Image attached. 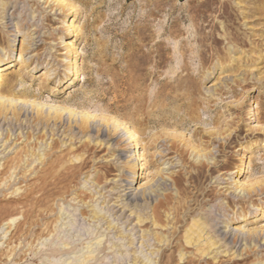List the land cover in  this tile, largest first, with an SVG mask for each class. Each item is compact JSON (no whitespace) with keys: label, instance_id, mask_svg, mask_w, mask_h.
Wrapping results in <instances>:
<instances>
[{"label":"rangeland","instance_id":"1","mask_svg":"<svg viewBox=\"0 0 264 264\" xmlns=\"http://www.w3.org/2000/svg\"><path fill=\"white\" fill-rule=\"evenodd\" d=\"M1 57L18 79L14 94L0 85V264H76L89 246V264H156L173 239L180 264L201 253L185 242L199 219L216 241L208 264H264V0H0ZM175 138L187 171L199 141L216 157L177 232L153 223L158 201L179 197L183 162L159 155Z\"/></svg>","mask_w":264,"mask_h":264},{"label":"bare ground","instance_id":"2","mask_svg":"<svg viewBox=\"0 0 264 264\" xmlns=\"http://www.w3.org/2000/svg\"><path fill=\"white\" fill-rule=\"evenodd\" d=\"M72 25V24H71ZM74 28V27H73ZM34 39V38H33ZM35 45L34 41L33 42H30L29 43V48H32L33 46ZM28 48V47H26ZM26 50V49H25ZM21 55H23V58L27 55L23 53V50L20 52ZM31 57V56H30ZM9 58V57H8ZM32 58H26L24 59V62L25 61H29L31 60ZM10 64V65H9ZM8 65V66H7ZM12 64L10 63V60L8 62L5 61L4 57H1L0 58V85H3L4 86V89L2 88V91L4 92H7V94H10V93H13L14 94V90H15V87H16V84H15V80L17 78V74H12L11 76H8V75H4L2 73V71L4 70V66H7V67H10ZM32 66V65H31ZM29 70H33V67ZM24 75V74H23ZM21 76V74H20ZM18 79V78H17ZM2 86V87H3ZM20 90V89H19ZM23 90V89H22ZM19 92V91H18ZM17 92V93H18ZM20 95L21 93H23V91L19 92ZM32 95V94H31ZM27 96V95H26ZM15 99V98H14ZM8 99L6 98L5 94H1L0 93V106H4V104L8 103ZM52 111L56 114H58L59 112H61V109L58 108V107H52ZM87 115H84V120L82 122V126L81 128L82 129H85L86 127V124H87ZM165 119V118H164ZM170 120V118H169ZM176 120V118H175ZM218 120V119H217ZM183 121V120H182ZM158 122V121H157ZM162 122V120H161ZM163 122H166V120H163ZM169 122V121H168ZM178 121H176L177 123ZM188 122V121H187ZM216 122V121H215ZM180 124V122H179ZM181 126H184L182 125L181 123ZM242 125H239L236 132L235 133H231L230 136H231V139H230V142H227V143H222L220 144V146L222 147V149H219V152L220 153H223L225 150H227L228 148H233L232 144L233 143H236V142H232V138H235L236 139L240 138V136L242 135V132H243V128H241ZM19 130V129H18ZM130 130V129H129ZM132 130V129H131ZM13 131V128H9V133H11ZM55 132V131H54ZM237 133H239L237 135ZM196 134H199L198 130L196 131ZM149 136V135H148ZM12 137V135L9 136V139L10 140ZM131 141H133L135 139V132L130 134L129 135ZM202 137V136H201ZM150 141H156V138H154L153 136H150L149 137ZM177 138V137H176ZM173 139L171 141V144L169 146H167V150L168 152L167 153H164L163 151H160L159 155L161 157H167L170 155L169 158H173V156H171L173 153H177V156L180 157V159L182 160L183 162V168L182 170H185V171H180L178 172L176 175H174L172 177V180L174 182V185L176 186L177 188V191H178V194H179V197L178 199L176 200L175 196L173 193H167L163 199H160L158 201V203L153 207V223L156 224V225H160L162 227H167L169 224H172V228L175 229V231L177 232V230H181L183 227H184V224L182 223H185V222H188L189 219H191L194 215H195V210L193 209L192 207V204H189V201L187 200V196L188 194H190V191H189V187L192 185L194 186V188L196 189H199L198 186H197V182H200L201 178L204 177V174H205V170L206 168L208 167V164H206L205 162H203L202 160L203 159H209V158H216L214 156V154H211L209 151H207L205 148H200L201 145H203V141H199L200 143V146L199 148L200 149H197L198 146L196 145L194 147V145H192L193 147V152H196V154L199 156L200 160H199V163H196V165L193 166V168L195 169L194 171H187L188 170V159H187V149L185 148V146L181 145L182 141H179L177 139ZM180 139V138H179ZM182 140V139H181ZM200 140V139H199ZM168 141V140H167ZM134 143V142H133ZM186 143V142H185ZM193 144V142H192ZM197 144V142H196ZM6 145V144H5ZM135 145V144H134ZM186 145V144H184ZM188 145V144H187ZM186 145V146H187ZM190 145V144H189ZM147 146V145H146ZM154 146V145H153ZM3 147V145H2ZM149 147V146H148ZM87 148V147H86ZM150 149V148H149ZM138 150V149H137ZM6 151V149L4 151H1V153H4ZM213 153V152H212ZM153 154V153H152ZM158 154V153H157ZM155 156V155H154ZM157 156V155H156ZM135 168L138 166L137 164V161L138 160H141V155H140V152L137 151L135 153ZM172 160V159H171ZM85 162V161H84ZM85 164V163H84ZM216 165H214L211 170H217L215 167ZM79 167V166H78ZM136 170V169H135ZM165 168L161 169V173L162 175L164 174V171ZM79 171V169H78ZM137 171V170H136ZM135 172V171H134ZM68 173V172H67ZM74 174V173H73ZM140 174V173H139ZM188 174V175H187ZM136 175V173H135ZM189 176V177H187ZM61 177V176H59ZM64 177V176H63ZM73 177V176H72ZM69 179V178H68ZM70 180V179H69ZM67 181V180H66ZM72 181V180H71ZM156 182V181H155ZM150 183V182H149ZM163 186V187H162ZM257 183H253L251 185H241L238 186L237 189L240 188V192L238 193L239 196H243V198L245 199L246 198V195L245 193L247 192V194L249 195V198H251L253 195L255 194H258L259 190H261L260 187H257ZM166 188L167 185L166 183L162 182V181H159L158 183H154L152 185V192H156L155 189L153 188ZM134 188V187H133ZM133 188H129L128 189L126 188L125 191H127V194L126 195H129L130 194V191L133 190ZM202 188V187H201ZM200 188V189H201ZM236 189V190H237ZM198 191V190H197ZM204 191V190H203ZM243 192V193H242ZM197 193V192H196ZM203 193V192H202ZM242 193V194H241ZM207 192L206 193H203V196H207ZM53 195V194H52ZM144 197H147V192H145V194H143ZM149 195H151V193H149ZM139 194L136 193L135 194V199H138L139 198ZM190 196V195H189ZM195 198V197H194ZM242 198V197H241ZM242 198V199H243ZM241 199V200H242ZM196 200V199H195ZM194 201V200H193ZM192 201V202H193ZM175 202H177L176 204H174ZM196 202V201H195ZM196 204V203H195ZM194 204V205H195ZM199 205H202V204H199ZM202 207V206H201ZM168 211V213L170 214L169 216H167L165 214V212ZM165 215H166V218H165ZM201 219L199 220H193V223L189 226V228L186 230L187 234L185 236V242L186 244H193L195 242H197V245L196 247L201 250V253L200 254H195L194 257H190L188 256V252H183L181 253V263L180 264H202V263H206L208 264L210 261H209V258L207 257V255L210 254V249L212 246L215 245L216 241L213 240V238L211 236H207L206 237V233L208 231V228H209V224L207 223V221H200ZM209 221V220H208ZM210 223V222H209ZM212 225V224H211ZM184 230V229H183ZM173 231V230H172ZM162 232V231H161ZM154 237L155 239H157L159 242H163L165 240V237L161 236L159 233H155L154 234ZM217 237V236H216ZM237 237V239H239V236H235ZM98 244H101V242H99ZM144 246V245H143ZM162 246V245H161ZM164 246V245H163ZM180 247H186L185 244L182 242V240L180 239H173V240H170L168 241V243L166 244V246L162 249L161 253H160V258L158 260V262L156 264H172L173 261L171 259V254L170 256L167 255V251L168 250H172V249H178ZM89 249H91L88 254H86L84 256V258L81 260V261H78L76 264H89V262L91 260H93L94 258H96V256L94 255V252L95 250H93L90 246H89ZM56 250V249H55ZM64 252V251H63ZM61 252V253H63ZM152 255V254H151ZM166 258H168V260H166ZM238 263V262H237ZM212 264V263H211Z\"/></svg>","mask_w":264,"mask_h":264}]
</instances>
